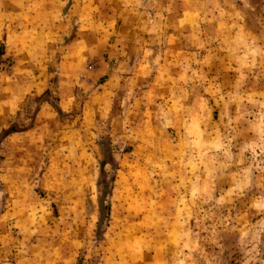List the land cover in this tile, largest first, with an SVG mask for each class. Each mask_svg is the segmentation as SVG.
Returning <instances> with one entry per match:
<instances>
[{
	"label": "rangeland",
	"instance_id": "374dc122",
	"mask_svg": "<svg viewBox=\"0 0 264 264\" xmlns=\"http://www.w3.org/2000/svg\"><path fill=\"white\" fill-rule=\"evenodd\" d=\"M0 264H264V0H0Z\"/></svg>",
	"mask_w": 264,
	"mask_h": 264
},
{
	"label": "trees",
	"instance_id": "16d2710c",
	"mask_svg": "<svg viewBox=\"0 0 264 264\" xmlns=\"http://www.w3.org/2000/svg\"><path fill=\"white\" fill-rule=\"evenodd\" d=\"M39 101V100H42L43 101V95H41V96H38V97H36L35 99H34V101ZM18 131V127H17V125H16V123H14V122H12L4 131H3V134H2V136H7V135H9V134H12V133H14V132H17ZM102 213V212H101ZM100 218H101V214H100V217H99V220H100Z\"/></svg>",
	"mask_w": 264,
	"mask_h": 264
}]
</instances>
